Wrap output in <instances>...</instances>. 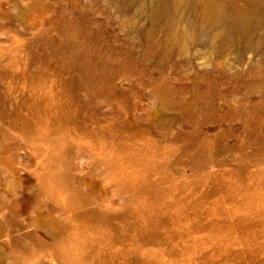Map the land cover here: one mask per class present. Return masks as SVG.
Segmentation results:
<instances>
[{"label": "rangeland", "instance_id": "1", "mask_svg": "<svg viewBox=\"0 0 264 264\" xmlns=\"http://www.w3.org/2000/svg\"><path fill=\"white\" fill-rule=\"evenodd\" d=\"M158 6L0 0V264H264V26Z\"/></svg>", "mask_w": 264, "mask_h": 264}, {"label": "bare ground", "instance_id": "2", "mask_svg": "<svg viewBox=\"0 0 264 264\" xmlns=\"http://www.w3.org/2000/svg\"><path fill=\"white\" fill-rule=\"evenodd\" d=\"M158 1V9L160 12L164 10L165 7L171 5L173 1L178 0H160ZM205 1V6L209 9L211 15L217 18L220 22H225L229 30L235 31V33L240 34L243 32L254 31L259 27L264 26V7L259 14H249L244 10H236L235 12H230L226 5L217 0H203Z\"/></svg>", "mask_w": 264, "mask_h": 264}]
</instances>
